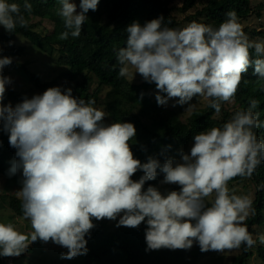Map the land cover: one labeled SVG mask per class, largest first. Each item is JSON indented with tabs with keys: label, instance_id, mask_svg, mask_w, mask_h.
<instances>
[{
	"label": "clouds",
	"instance_id": "1",
	"mask_svg": "<svg viewBox=\"0 0 264 264\" xmlns=\"http://www.w3.org/2000/svg\"><path fill=\"white\" fill-rule=\"evenodd\" d=\"M99 2L81 0L77 12L74 2L60 0L66 30L59 38L79 37L86 14L96 11ZM23 7L31 12L30 3ZM0 25L10 33L27 26L18 3L0 0ZM125 31L126 45L116 51L119 75L139 73L154 82L158 105L177 97L176 103L184 105L199 94L219 113L222 102L235 96L250 65L264 78V58H259L264 57V41L250 40L234 11L219 28L195 21L184 28L168 27L161 16L143 25L134 21ZM250 49L258 58L252 59ZM11 63V57H0V124L16 149L9 175L22 172L19 193L23 215L33 228L31 242L51 240L68 249L62 258L73 259L87 254L85 237L95 226L93 217H119L117 227L146 223V251L189 250L195 242L210 254L255 245L245 224L255 215L252 200L230 190L228 181L250 177L264 163V140L255 131L264 127L254 111L258 101L234 112L222 127L200 131L190 154L181 151L179 160L167 158L161 164L149 156L142 163L128 143L136 135L134 124H105V113L95 101L74 97L71 88L50 87L15 106L5 105L6 86L12 80L3 69ZM138 170L143 175L134 181L131 177ZM157 170L164 175L162 183L178 184L180 190H144ZM213 194L209 206L206 198ZM28 241L12 223H0V256H20Z\"/></svg>",
	"mask_w": 264,
	"mask_h": 264
},
{
	"label": "trees",
	"instance_id": "2",
	"mask_svg": "<svg viewBox=\"0 0 264 264\" xmlns=\"http://www.w3.org/2000/svg\"><path fill=\"white\" fill-rule=\"evenodd\" d=\"M196 1L186 0L183 10L193 9ZM9 2L20 5L21 12L27 20V26L23 28L17 26L15 32L12 33L7 30L5 33L0 31V49H2L0 57L12 58V63L7 67L24 70L28 75L29 83L38 90L45 91L52 87L53 82L44 83L38 75L29 72L24 64L15 62L17 60L14 61L15 58L26 55L33 46L50 58H56L57 64L65 68L61 77L73 85L72 95L74 97L85 101L92 100L96 104L101 89H111L106 101L109 115L113 123L131 122L134 124L136 135L128 143L134 158L142 163L147 162L149 156H153L163 164L167 158H174L179 150L186 153L193 146V137L196 134L200 131H208L212 127H222L234 112L247 109L253 99L258 101L254 111L259 112V120L264 123V78L255 74L254 65H250L247 72L242 73V81L235 96L230 100L233 102L231 111L225 110L222 102L219 113L207 106L205 109L196 111L188 122H182L174 115L165 117L161 115V105L150 97V94L158 91L154 82L133 84L125 76L119 75L121 66L117 62L116 51L126 45L125 29L129 24L136 21L143 25L162 16L168 27L181 28L174 16V9L170 7L173 0H100L98 9L100 7L106 10L108 25H103L101 19L93 16L96 11L89 10L86 14L88 19L82 25L79 37L69 35L66 40L59 38L66 30L63 18L57 15L60 10V0H9ZM25 2L31 4V12L24 10ZM229 11L236 13L241 27L242 21L254 13L251 0H209L203 10L188 19L192 21L205 18L204 24L219 28ZM33 18L53 23V32L49 35L38 33L37 28L41 24H31ZM242 30L245 34L249 33L254 38L264 40L262 30H249L248 28ZM18 36L25 40L17 42ZM250 54L252 59L258 58L252 49H250ZM92 77L97 82L94 91H92L94 79ZM25 96L31 98L26 93L9 90L5 92L3 103L5 105L9 102L19 103ZM135 111L137 112L134 114ZM255 131L257 137L264 140V127ZM169 145L170 148L167 147ZM15 153L16 149L9 144V134L3 131V126L0 124V176L22 185V172L9 175L11 162L17 159ZM157 173L154 180L145 182L144 190L148 186L158 187L164 175L159 170ZM142 175L143 172L138 170L131 179L138 181ZM246 180H249L257 189L255 200L252 203L255 215L249 216L245 221L249 232L254 236L255 228L264 227V163L259 165L250 177L237 176L230 179L228 186L240 184ZM180 187L174 184L171 191H179ZM9 205L16 215L24 216L20 199L11 197ZM114 221L107 218L96 220L93 217L92 222L95 226L85 237L87 254L67 259L68 264H199L204 258L209 257L210 250L201 252L198 243L195 242L189 250L161 248L146 251L145 230L147 225L145 222L136 228H130L117 227ZM41 245L42 240L34 243L35 248ZM31 249L33 248H27V252L30 253ZM241 250L242 253L235 257L231 264H248L254 251L264 264V245L259 244L256 248L253 246L247 249L241 245ZM10 257L0 256V264H8L7 260H10Z\"/></svg>",
	"mask_w": 264,
	"mask_h": 264
},
{
	"label": "rangeland",
	"instance_id": "3",
	"mask_svg": "<svg viewBox=\"0 0 264 264\" xmlns=\"http://www.w3.org/2000/svg\"><path fill=\"white\" fill-rule=\"evenodd\" d=\"M186 0H173L172 4L170 5L171 8L174 9V16L177 21L180 23L181 28L186 27L188 24L192 22H199L204 23L205 18H197L192 21H189V17L194 16L197 12L203 10L209 0H197L195 7L193 9H189L188 11L183 10ZM70 2H74L77 5V12L80 11L79 4L81 0H70ZM251 6L254 9V13L244 21H242V29L248 28L249 30H258L264 31V0H251ZM61 8V5H60ZM59 15V12L58 14ZM107 12L104 8H97L96 12L93 13L97 19H101L103 25H108L107 19ZM260 15V16H258ZM31 24H41L40 27L37 28L38 33L42 35H49L54 30L53 23L48 22V20H40L33 18L31 19ZM0 31L5 33V28L0 25ZM248 38L252 41H264L257 38L252 37L249 33H246ZM22 38V39H21ZM23 37L18 36L17 42L23 41ZM25 40V39H24ZM27 41V40H26ZM31 47V46H30ZM17 60V61H15ZM15 62L19 64H24L29 72H32L38 75L44 83H52V87L59 86L63 90L68 88H73V85L69 84L65 79L61 77V74L65 72V68L61 67L57 64V59H52L48 55L44 54L39 49L32 46L27 51L26 55L22 57H18L14 59ZM135 70L132 69L130 72H134ZM3 75L11 77L12 83L6 86V91H16L18 93H26L29 97H32L36 94H43L44 91L38 90L34 88V86L29 83L27 73L18 68L13 67H5L3 69ZM128 81L133 84H141L147 81L144 80L141 74L135 73L134 76L129 74L125 76ZM94 78V77H92ZM97 87V82L95 78L93 79L92 83V91H94ZM46 91V90H45ZM111 92V89L103 88L99 93L98 102L94 105L98 109L104 111L105 124L113 123L108 109H107V100L108 94ZM156 94H150V97L153 101H156ZM179 98H172L168 100L166 105H161L162 109V116H170L174 115L177 116L182 122H188L189 118L196 112L202 109H205L207 106L210 105L211 100L206 97H200L199 94L194 95L192 100L184 105H179L176 103V100ZM13 106H15L18 102H9ZM8 103V104H9ZM223 107L225 110H229L233 108L232 101L223 102ZM7 105V104H6ZM192 105V106H191ZM191 106V107H190ZM137 111L134 112V114ZM182 150L178 151V154L174 157V159H180V153ZM190 151V150H188ZM188 151L186 153H188ZM190 154V153H189ZM163 180H160L158 187H156L162 194L164 192L162 189L167 191L171 189L173 184L162 183ZM22 185L20 183H13L12 180L0 176V223H12L15 229L25 234L29 237V243L31 242L30 236L33 232V228L29 220H27L24 216H18L15 212L10 208V198L16 197L22 201V196L20 195V191L22 190ZM230 190H235L237 195H246L251 200L252 203L255 200L256 196V187L249 181L246 180L240 184H236L233 186H228ZM214 197H208V200L211 201ZM251 216V215H250ZM118 219L114 222L118 223ZM247 220V219H246ZM254 236L253 238L256 240L255 248L260 244L264 245V243L260 242V237L264 236V227L263 228H255L254 229ZM40 239L38 238L35 242H31L28 248L31 249L30 253L23 252L20 256H11L10 260L8 259V264L14 262V264H68L67 259L62 258L61 254L66 253L68 251L67 248L59 246L53 243L51 240L48 242L42 241L41 247L35 248L34 243H37ZM242 253L241 247L239 249L233 250H224V251H215L211 250L209 257L204 258L199 264H231L233 259L239 256ZM14 258V261H13ZM72 262V261H71ZM248 264H263L261 260L258 259L256 251L253 252V256L250 259Z\"/></svg>",
	"mask_w": 264,
	"mask_h": 264
}]
</instances>
